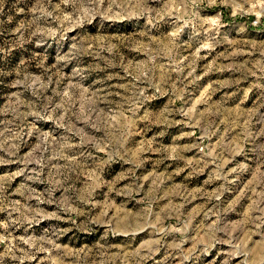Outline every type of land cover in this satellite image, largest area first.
Wrapping results in <instances>:
<instances>
[{"label":"rangeland","instance_id":"obj_1","mask_svg":"<svg viewBox=\"0 0 264 264\" xmlns=\"http://www.w3.org/2000/svg\"><path fill=\"white\" fill-rule=\"evenodd\" d=\"M0 264H264V0H0Z\"/></svg>","mask_w":264,"mask_h":264}]
</instances>
